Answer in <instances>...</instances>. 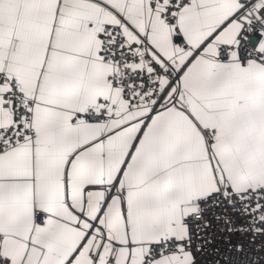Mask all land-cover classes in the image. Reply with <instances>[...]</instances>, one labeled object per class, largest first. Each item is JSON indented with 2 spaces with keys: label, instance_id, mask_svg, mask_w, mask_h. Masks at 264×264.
I'll return each instance as SVG.
<instances>
[{
  "label": "snow or ice",
  "instance_id": "snow-or-ice-1",
  "mask_svg": "<svg viewBox=\"0 0 264 264\" xmlns=\"http://www.w3.org/2000/svg\"><path fill=\"white\" fill-rule=\"evenodd\" d=\"M0 264H264V0H0Z\"/></svg>",
  "mask_w": 264,
  "mask_h": 264
}]
</instances>
